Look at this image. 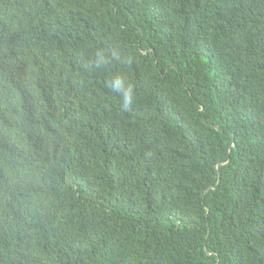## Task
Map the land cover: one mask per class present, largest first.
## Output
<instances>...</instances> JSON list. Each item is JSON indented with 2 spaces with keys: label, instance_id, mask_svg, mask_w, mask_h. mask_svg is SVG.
Listing matches in <instances>:
<instances>
[{
  "label": "trees",
  "instance_id": "1",
  "mask_svg": "<svg viewBox=\"0 0 264 264\" xmlns=\"http://www.w3.org/2000/svg\"><path fill=\"white\" fill-rule=\"evenodd\" d=\"M0 264H264V0H0Z\"/></svg>",
  "mask_w": 264,
  "mask_h": 264
},
{
  "label": "clouds",
  "instance_id": "2",
  "mask_svg": "<svg viewBox=\"0 0 264 264\" xmlns=\"http://www.w3.org/2000/svg\"><path fill=\"white\" fill-rule=\"evenodd\" d=\"M116 94L120 95L122 98V103L125 106H129L133 102V91L131 86H125L124 82L120 79L115 81L112 89Z\"/></svg>",
  "mask_w": 264,
  "mask_h": 264
}]
</instances>
